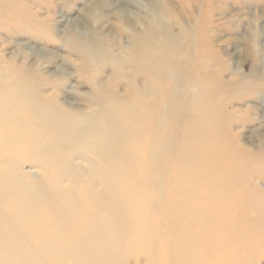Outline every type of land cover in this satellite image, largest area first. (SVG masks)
<instances>
[{"label":"rangeland","instance_id":"rangeland-1","mask_svg":"<svg viewBox=\"0 0 264 264\" xmlns=\"http://www.w3.org/2000/svg\"><path fill=\"white\" fill-rule=\"evenodd\" d=\"M234 262L264 264V0H0V264Z\"/></svg>","mask_w":264,"mask_h":264},{"label":"bare ground","instance_id":"bare-ground-1","mask_svg":"<svg viewBox=\"0 0 264 264\" xmlns=\"http://www.w3.org/2000/svg\"><path fill=\"white\" fill-rule=\"evenodd\" d=\"M138 37V36H137ZM137 39V41L138 40H140V39H142V38H140V37H138V38H136ZM138 43H141V41H138ZM148 42H146V43H144V44H140L139 45V48H140V51H141V55H143V56H145V58L146 57H148V53H149V48L147 47V44ZM162 58H164V57H162ZM165 59V58H164ZM197 66V65H196ZM184 68L182 67V70H183ZM186 71V70H185ZM184 71V72H185ZM207 132H204L203 130H198V129H196L195 131H194V135L196 136V137H198V138H203V137H207L208 139H209V136L210 135H205ZM219 145V144H218ZM197 149H198V154H199V156L201 157V156H204V157H210L213 161H214V163H212V164H210V165H205L204 163H200L199 164V166H198V169H197V173L198 174H200L199 172H204V171H207V172H210L211 170H212V172L214 171H217V170H215V169H219V168H216L215 166H218V165H216L215 164V161H216V159L217 158H215L216 156L214 155L215 153H213L212 152V150H210L209 148H207V147H204L203 146V144H200V145H197ZM224 149H225V146H224ZM227 150H228V148H227ZM227 164H229V163H227ZM229 166H231L232 167V170H236V169H239V165H236V164H232V165H229ZM211 172V173H212ZM215 176H216V173H215ZM219 176V175H218ZM222 176V175H221ZM223 180V179H222ZM198 181H200V180H198ZM210 181V180H209ZM213 181V180H212ZM215 182V181H214ZM199 183V182H198ZM212 182H207V183H202L203 185H198V184H196L197 185V188L198 187H200V189H201V192H203V193H200V192H197V195H196V199H197V201L198 202H200V203H204V204H207V205H213V206H219L220 205V203H222V206H223V208H227V204L230 202V201H234V200H237L238 198H237V194H233L232 193V191H231V193H229L230 192V187H228V185H226V184H224V186H222L223 185V183H222V185L219 183V185H217L216 187V189L214 188V189H212V184H211ZM213 186L215 187V185H214V183H213ZM196 189V188H195ZM211 189V191H214V192H211V194H209L208 193V191ZM219 189H222L223 191H224V189H226V191L225 192H223L224 193V200L223 199H221V200H218V197H217V195L219 194ZM210 192V191H209ZM221 193V192H220ZM222 193V194H223ZM225 209H223V211H218V217H217V219H219L220 217H222V215L224 214V215H226V214H229V213H231L232 211H233V209L232 208H228V210H227V212H226V210ZM232 209V210H231ZM230 210V211H229ZM201 213V212H200ZM199 213V214H200ZM207 223H209V222H207ZM59 224V223H58ZM61 224V223H60ZM57 225V224H56ZM62 225V224H61ZM208 226V225H207ZM57 227H59L58 225H57ZM237 226H235V228H236ZM224 228L227 230L228 229V231H231L232 232V230L233 229H235L234 228V225H231L230 227H228L227 225L226 226H224ZM57 230H58V228H57ZM176 236V235H175ZM234 264H239V263H235L234 262Z\"/></svg>","mask_w":264,"mask_h":264}]
</instances>
